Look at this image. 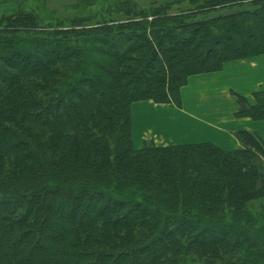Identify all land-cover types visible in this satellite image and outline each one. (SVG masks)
Returning a JSON list of instances; mask_svg holds the SVG:
<instances>
[{
	"label": "trees",
	"instance_id": "trees-1",
	"mask_svg": "<svg viewBox=\"0 0 264 264\" xmlns=\"http://www.w3.org/2000/svg\"><path fill=\"white\" fill-rule=\"evenodd\" d=\"M244 1L70 30L2 18L0 264H264V138L136 150L131 131L134 103L179 106L190 76L264 54V0ZM232 95L264 120V94Z\"/></svg>",
	"mask_w": 264,
	"mask_h": 264
},
{
	"label": "crops",
	"instance_id": "crops-1",
	"mask_svg": "<svg viewBox=\"0 0 264 264\" xmlns=\"http://www.w3.org/2000/svg\"><path fill=\"white\" fill-rule=\"evenodd\" d=\"M232 92L255 104L264 94V54L228 61L215 72L192 75L181 88L179 106L153 101L131 107L132 139L136 150L146 142L158 147L211 144L224 152L241 149L238 131H253L264 137V121L237 116Z\"/></svg>",
	"mask_w": 264,
	"mask_h": 264
},
{
	"label": "rangeland",
	"instance_id": "rangeland-1",
	"mask_svg": "<svg viewBox=\"0 0 264 264\" xmlns=\"http://www.w3.org/2000/svg\"><path fill=\"white\" fill-rule=\"evenodd\" d=\"M233 1L232 4H239L249 9L251 7L249 1ZM216 2H230V0H0V21L2 18L13 17L21 12H32L42 28H49L52 25L55 29L70 30L74 27L88 28L103 22L121 23L133 20L135 11L137 13L144 11L149 15L160 11L168 16H185ZM225 12L229 11H220V13ZM200 46L199 43L196 49L198 48L199 53L202 54L204 48H199ZM263 206L264 200H261L252 204L251 209L254 213H258Z\"/></svg>",
	"mask_w": 264,
	"mask_h": 264
}]
</instances>
